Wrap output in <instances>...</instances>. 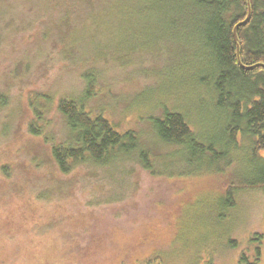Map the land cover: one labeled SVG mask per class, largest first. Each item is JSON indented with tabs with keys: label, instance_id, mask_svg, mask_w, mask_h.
<instances>
[{
	"label": "trees",
	"instance_id": "trees-1",
	"mask_svg": "<svg viewBox=\"0 0 264 264\" xmlns=\"http://www.w3.org/2000/svg\"><path fill=\"white\" fill-rule=\"evenodd\" d=\"M22 1L29 2L34 23L26 32L25 22L17 28L26 33L22 40L35 45L32 58L44 55L40 65L58 66L59 77L79 69L83 83L80 93L57 95L50 86L30 91L26 104L18 105L20 114H26L19 133L40 142L30 161L33 172L50 164L52 172L66 175L79 166L105 170L127 162L154 176H220L224 188L213 202L214 224L230 218L227 214L236 210L243 192L264 191V156L259 154L264 151V0H40V11L36 0ZM10 3L8 8L14 0ZM248 11L235 42L233 30ZM139 51L158 56L162 51L173 59L170 71L165 69L168 58L161 60L164 81L169 76L164 96L175 103L190 100L198 111L190 119L158 106L157 116L146 119V139L132 131L119 133L102 114L87 108L104 75L99 64L119 56L122 62ZM9 85L0 91V112L10 105ZM152 93L134 96L140 103L136 107L141 99L153 103ZM51 112L60 119V134L47 118ZM6 118L4 130L14 119L11 114ZM155 161H160L158 170ZM6 165H0V172L7 171ZM254 240L250 242L259 243ZM226 244L234 246L228 239ZM254 256L255 262H248L242 254L238 264L258 263L259 246Z\"/></svg>",
	"mask_w": 264,
	"mask_h": 264
},
{
	"label": "rangeland",
	"instance_id": "rangeland-1",
	"mask_svg": "<svg viewBox=\"0 0 264 264\" xmlns=\"http://www.w3.org/2000/svg\"><path fill=\"white\" fill-rule=\"evenodd\" d=\"M10 2L0 0V91L10 83V105L0 112V165L7 164V171L0 172V264H238L242 254L255 262L257 246L256 264H264V191L243 192L236 210L227 214L230 218L214 224L213 202L224 188L220 176H154L127 162L105 170L79 166L66 175L52 172L48 162L41 170L30 169L40 142L19 133L26 114H20L18 105L26 104L30 91L50 86L57 95L80 93L83 83L79 69L59 77L58 66L40 65L44 55L32 58L35 45L22 40L26 33L17 28L25 22L24 31L32 29L29 2L14 0L18 8H8ZM35 5L40 11L41 1ZM160 55L139 51L126 59L124 54L122 62L119 56L100 63L104 75L88 110L102 114L119 133L132 131L143 139L150 136L146 119L157 116L160 105L195 119L192 101L175 103L164 96L169 76L164 81L162 73L175 64L162 51ZM149 91L154 104L141 99L136 107L140 103L134 96ZM6 114L14 119L4 130ZM47 118L60 134V119L54 112ZM154 163L158 170L160 161ZM255 238L259 243L250 242Z\"/></svg>",
	"mask_w": 264,
	"mask_h": 264
},
{
	"label": "water",
	"instance_id": "water-1",
	"mask_svg": "<svg viewBox=\"0 0 264 264\" xmlns=\"http://www.w3.org/2000/svg\"><path fill=\"white\" fill-rule=\"evenodd\" d=\"M247 5H249V3H248ZM249 17H250V12L248 11V15H247L246 19H245L243 22H241L240 24H238V25L234 28V30H233V37H234L235 42H236V39H237V37H236V29H237L238 27H240V26L245 25V24L248 22ZM236 49H237V48H236ZM237 59H238V61H239V58H238V49H237ZM250 69H251V68H249L248 70H250Z\"/></svg>",
	"mask_w": 264,
	"mask_h": 264
},
{
	"label": "bare ground",
	"instance_id": "bare-ground-1",
	"mask_svg": "<svg viewBox=\"0 0 264 264\" xmlns=\"http://www.w3.org/2000/svg\"><path fill=\"white\" fill-rule=\"evenodd\" d=\"M251 12V11H250Z\"/></svg>",
	"mask_w": 264,
	"mask_h": 264
}]
</instances>
